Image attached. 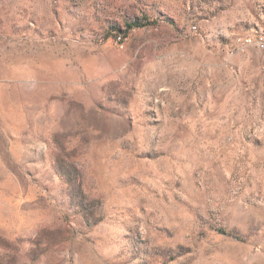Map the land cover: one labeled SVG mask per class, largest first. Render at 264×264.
<instances>
[{
    "label": "rangeland",
    "instance_id": "1",
    "mask_svg": "<svg viewBox=\"0 0 264 264\" xmlns=\"http://www.w3.org/2000/svg\"><path fill=\"white\" fill-rule=\"evenodd\" d=\"M263 24L264 0H0V264H264L239 51Z\"/></svg>",
    "mask_w": 264,
    "mask_h": 264
},
{
    "label": "built area",
    "instance_id": "2",
    "mask_svg": "<svg viewBox=\"0 0 264 264\" xmlns=\"http://www.w3.org/2000/svg\"><path fill=\"white\" fill-rule=\"evenodd\" d=\"M197 27H193L196 30ZM121 40V38H119ZM251 47H254L262 58V66L264 69V24L259 26L255 31L254 35L240 39L239 51L247 52Z\"/></svg>",
    "mask_w": 264,
    "mask_h": 264
},
{
    "label": "trees",
    "instance_id": "3",
    "mask_svg": "<svg viewBox=\"0 0 264 264\" xmlns=\"http://www.w3.org/2000/svg\"><path fill=\"white\" fill-rule=\"evenodd\" d=\"M141 25L137 22H134L132 24H129L128 25V29H132V28H135V27H140Z\"/></svg>",
    "mask_w": 264,
    "mask_h": 264
}]
</instances>
